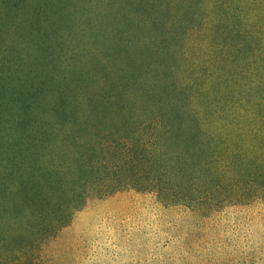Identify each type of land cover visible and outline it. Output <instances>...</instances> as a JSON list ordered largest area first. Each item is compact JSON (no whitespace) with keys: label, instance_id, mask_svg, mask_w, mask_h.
<instances>
[{"label":"trees","instance_id":"obj_1","mask_svg":"<svg viewBox=\"0 0 264 264\" xmlns=\"http://www.w3.org/2000/svg\"><path fill=\"white\" fill-rule=\"evenodd\" d=\"M2 6L0 242L37 244L38 262L90 199L125 195L108 264H264V151L246 129L264 108V0Z\"/></svg>","mask_w":264,"mask_h":264},{"label":"rangeland","instance_id":"obj_2","mask_svg":"<svg viewBox=\"0 0 264 264\" xmlns=\"http://www.w3.org/2000/svg\"><path fill=\"white\" fill-rule=\"evenodd\" d=\"M225 1V0H224ZM5 7L2 6L0 9V22H3L1 19L4 18ZM207 11V10H206ZM213 12V10H212ZM213 12V17H214ZM213 19V18H212ZM4 22L7 23V21L4 19ZM213 22L209 19L205 25H203L201 28V36L208 35L209 37L214 33V30H210V27ZM9 25L2 27V29L6 30V28ZM262 27L264 28V21L262 24ZM1 28V27H0ZM2 32H0L1 34ZM206 37L204 36V39ZM4 38H1L0 41L2 42ZM199 39V35H193L191 38H189V41L187 42V50L191 51L192 45L197 43ZM10 39H5V43L9 42ZM207 68V67H206ZM204 68V69H206ZM229 72L234 73V68L231 65H227L226 67ZM202 67H198V65H194L193 67L189 66L187 71L185 72V77L191 78L193 73L195 71H198L199 73L203 72ZM235 75V74H234ZM236 77V76H235ZM260 77L264 78V72H261ZM230 79V78H229ZM226 81H221L216 76L211 77L209 81V89L210 83H212L214 86H223L225 88ZM201 88V87H200ZM218 92H223L222 90H219ZM212 93L206 92L204 89H200L199 91L194 92V101L195 104L198 105V102L203 105V107H208L207 101L210 100L208 95L211 97ZM256 96V95H255ZM230 101H233L231 96H229ZM216 98V97H215ZM217 98H221L220 96ZM257 98H264V89L260 90V93L257 92ZM217 108H213L212 110H220L221 111V104L216 106ZM258 118H262L261 123H257V120H250V125L246 129L249 131H254L255 133H258L256 136H252L248 133V137L256 146H258L260 151H264V128H262V122H264V108L260 109V112L257 115ZM229 120L233 119L230 115L226 117ZM259 125V129L255 126ZM232 136H236V134L233 132L231 134ZM259 140V144H257V141ZM262 147V149L260 148ZM255 153V152H253ZM257 154V153H256ZM111 199V200H108ZM107 200V201H105ZM126 196H120L118 199L113 198H107L100 200L99 198L90 199L87 203V205L82 209L79 210L74 217L72 223L68 224L67 226L63 227L57 236L55 238H52L49 240V242H45L43 247L41 248L40 255L37 262V244L29 245L26 243V241H22L21 243L17 242H11L8 240H5V243L0 242V260L3 262L1 264H10L15 258V261H21L25 260L27 256L33 255V264H108L106 263V260L109 259V250L104 247L105 245H108L110 242H116V238L119 236V231L113 232L115 227H120V222L118 217H109L107 215L106 210H109V207L112 209H117L120 207V204L122 205L123 201H126ZM261 200L264 201V197L261 198ZM116 211V210H115ZM126 212L124 216H126ZM120 215V214H117ZM102 219L101 222H99ZM123 220V219H122ZM3 223L4 219L1 220ZM8 221V220H7ZM114 227V228H113ZM107 230L112 232V235H114L113 241L110 242H104L107 235ZM101 231V232H100ZM12 234V231L8 233V237ZM13 238V236H12ZM99 243V247L96 246L94 243ZM30 247H32V252L30 250ZM70 248L73 250V252H70ZM26 250H30L29 252ZM28 252V253H26ZM121 252V250H120ZM124 252V250H122ZM101 258H105V260H100ZM127 259V258H125ZM100 260V261H99ZM111 261V260H110Z\"/></svg>","mask_w":264,"mask_h":264}]
</instances>
